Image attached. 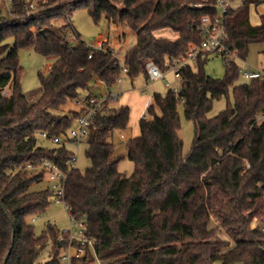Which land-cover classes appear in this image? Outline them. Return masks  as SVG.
<instances>
[{"label":"trees","instance_id":"16d2710c","mask_svg":"<svg viewBox=\"0 0 264 264\" xmlns=\"http://www.w3.org/2000/svg\"><path fill=\"white\" fill-rule=\"evenodd\" d=\"M32 1L12 0L7 16L0 9V264H60L67 248L60 238L68 241L69 235L51 224L35 233L30 219L54 198L49 188L30 187L43 179L38 166L45 160L67 170L73 152L44 145L39 134H68L81 111L61 114L68 101L79 99L93 81L113 89L122 67L131 80L147 79L149 62L166 72L190 44L203 42L202 20L220 16L217 0H38L39 12L31 14ZM262 3L241 0L223 16L225 45L240 60L251 45L264 44V15L259 25L250 22L251 7ZM82 9L95 24L104 18L136 33L123 63L108 45L70 43L71 36L79 37L72 20ZM164 29L178 39L155 35ZM29 48L53 59L48 74H39L42 95L33 104L21 89L19 50ZM210 55L181 69L180 93L154 94L140 135L126 142L132 175L119 171L124 156L111 141L115 131L129 127V107H112L108 100L106 112L93 121L84 142L91 165L69 172L64 200L68 215L86 223L95 253L86 247L72 264H94L96 258L100 264H264V234L252 227L254 220L264 221V76L235 85L239 66L220 55L224 77H211L205 71ZM222 98L226 109L209 118ZM180 105L194 125L188 154L179 137ZM48 247V259L41 261Z\"/></svg>","mask_w":264,"mask_h":264},{"label":"rangeland","instance_id":"374dc122","mask_svg":"<svg viewBox=\"0 0 264 264\" xmlns=\"http://www.w3.org/2000/svg\"><path fill=\"white\" fill-rule=\"evenodd\" d=\"M228 2L230 7L235 8L239 5L241 0H228ZM38 12L39 10L35 11L34 13ZM2 13L3 16H7L8 13L6 7H2ZM263 15L264 3L258 5L257 7H253L250 12L252 25H259ZM72 22L76 30L81 35H83L88 44H94L100 34H107L112 47L103 41H100V43L102 42L105 45H108L112 49L114 56L118 58L121 63H123L126 53L136 44V33L132 29L123 26L109 25V23L104 18L101 19L98 24H95L89 16L87 9L78 11L74 15ZM63 24L64 21L58 22V26ZM168 34L169 33L166 30H161L156 33V36L158 38H166L172 41L178 39V35L176 33L174 34L173 32L171 37H169ZM76 40V36H71L69 39L70 43L73 45H77ZM9 42L12 43V40ZM19 59L22 68L21 89L31 104L36 103L42 95L39 74L41 72L48 74L53 63V59H47L44 56L36 53L31 48L19 50ZM236 62L239 66L240 72L246 70H264V44L251 45L246 60L243 61L238 58ZM205 71L211 77L220 79L223 78L225 71L222 57L220 55L211 54L205 66ZM123 80L129 89H127L126 92L117 91L119 92L120 96L118 101H116V105H127L130 108V123L126 130L115 131L113 133V142L115 144L116 152L124 156V158L119 163L118 169L120 172L130 176L134 171V163L127 157L126 142L140 135L139 123L140 120L146 115L148 107L152 104L153 95L156 93L166 95L171 90L166 86V83H170L175 89L180 86V80L176 79L172 73L166 74V79L164 81H148L142 75L135 78L134 80H131L128 78V76H124ZM242 83H246V81L241 74L235 85H240ZM93 88H96L95 81L90 84L88 91H85L81 94L79 99L85 97L89 90H93ZM114 88L120 90L119 84H117ZM6 92L10 95V88H7ZM98 92V90L95 91V93ZM79 99L68 101L60 113L70 114L71 111L80 110L81 106L78 103ZM229 99L230 103L233 104V88H231L229 91ZM227 103L228 102L226 98L215 101L212 111L209 113L208 117L213 118L217 116L221 111L226 109ZM179 113L181 116V130L179 132V137L182 139L184 144L183 153L188 154L191 150L194 139V125L192 121H189L185 118L182 105L179 106ZM74 127L75 126L69 130L68 134ZM44 145L53 146L50 141H45ZM67 148L73 152L75 156L76 169L84 172L88 167H90L91 161L85 155L87 149L86 143H74L72 145H67ZM52 185L53 182L49 180L47 173H44L43 179L32 184L30 191L37 192L45 190L52 188ZM30 221L37 235H41L48 224L55 226L60 232L70 230L72 225L65 205L62 202H57L56 199H54L53 203L43 214L31 218ZM255 222L256 220H254L253 224ZM74 232L76 233L75 230ZM222 238L228 239L225 234H223ZM49 250L50 247L45 249V251L42 253L41 261H46L48 259ZM60 264H65V262L60 259Z\"/></svg>","mask_w":264,"mask_h":264},{"label":"built area","instance_id":"2783aa9c","mask_svg":"<svg viewBox=\"0 0 264 264\" xmlns=\"http://www.w3.org/2000/svg\"><path fill=\"white\" fill-rule=\"evenodd\" d=\"M12 0H0V9L2 7L9 8ZM216 6L219 10L220 16L214 20L210 18H204L202 24L200 25L201 31L205 34V39L200 45H189V50L187 55L181 59H175L172 61L169 69L166 72H163L155 63L149 62L146 66L147 69V79L148 81H159L165 80L166 74L172 73L175 78L180 80L181 69L187 66H195L198 57L203 54H217L225 56L229 59H238L237 52L231 51L225 45L227 40V31L223 22V16L230 8L228 0H217ZM38 2L33 0L29 5V13L34 14L37 11ZM88 45V44H86ZM89 46V45H88ZM104 43H98L97 48H103ZM113 52V51H112ZM242 76L246 80L258 79L264 76V70L262 71H242ZM127 75V69L125 67L121 68V77L119 83L123 82V77ZM166 86L170 88V91L175 92L176 94L181 92L180 86L178 88H173L170 83H166ZM3 95L8 96L9 94L3 91ZM120 94L117 92H108L105 95L99 96H85L79 99L78 103L80 104V114L75 119L74 128L70 131L69 134H66L62 137L49 136L47 132H41L39 137L41 139L50 141L54 145H72L74 143L85 142L90 134V127L99 114L106 112V102L110 100L111 102H116L119 99ZM67 170L63 171L58 165L52 163L51 161L45 160L39 166V170H43L44 173H47L50 181L53 182L50 192L53 194L54 199L57 202H62L65 205L66 211H68V205L64 200V184L68 178V174L71 170L76 168V159L74 154L70 156V159L67 163ZM28 170L34 169V166L28 165ZM70 217V216H69ZM71 220V229L64 231V233L69 235L68 241L64 237L60 238L61 244L66 245L67 248H64L61 254V260L65 264H72L74 258H80L86 254V247L94 252V243L93 240L86 237L84 230L86 229V223L84 221L75 220L73 217H70ZM253 228H258L260 232L264 234V221L255 222ZM76 231V233L74 232ZM94 264H100L99 260L96 258Z\"/></svg>","mask_w":264,"mask_h":264},{"label":"crops","instance_id":"0c3cea01","mask_svg":"<svg viewBox=\"0 0 264 264\" xmlns=\"http://www.w3.org/2000/svg\"><path fill=\"white\" fill-rule=\"evenodd\" d=\"M241 3V2H240ZM240 3H239V5H240ZM238 5V6H239ZM237 6V7H238ZM253 7H257V6H252L251 7V9L253 8ZM234 8V7H233ZM236 8V7H235ZM251 9H250V12H251ZM250 22H251V19H250ZM252 24V23H251ZM260 24V23H259ZM164 30H166L169 34H168V36L169 37H171L172 36V33L173 32H171L170 30H168V29H164ZM161 31V30H160ZM78 32V31H77ZM84 32V31H83ZM157 32H159V31H157ZM156 32V33H157ZM79 33V32H78ZM175 34V33H174ZM156 35V34H155ZM178 35V34H177ZM166 39V38H165ZM79 40H81V41H84L86 44H88L87 42H86V40L84 39V37H83V35H81L80 33H79V37H77V40H76V42L78 43V41ZM169 40V39H168ZM100 41H103V42H105V43H107L108 45H110L111 46V44H110V40H109V38H108V36H107V34H100L99 35V37L96 39V41H95V43L94 44H88V45H90V46H97L98 45V43H100ZM112 47V46H111ZM217 55V54H216ZM125 57V56H124ZM146 79V78H145ZM146 80H148V79H146ZM245 81H247L246 79H245ZM96 82V88H93V90H89V92L87 93V94H89V95H94V96H99V95H105V94H107L108 92H117V91H122V92H126L127 91V89H129L128 88V86H127V84L124 82V80H123V82L122 83H118L119 84V88H120V90H118V89H116V88H114V89H108L107 87H106V85L102 82V81H100V80H97V81H95ZM94 89H97L99 92L98 93H95V91H97V90H94ZM117 93H119V92H117ZM154 96V95H153ZM152 99H153V97H152ZM152 103H153V101H152ZM110 105L112 106V107H121V106H126V107H128L127 105H120V106H117L116 105V102H111L110 103ZM130 109V108H129ZM111 141L113 142V136H112V139H111ZM114 143V142H113ZM117 153V152H116ZM118 154V153H117Z\"/></svg>","mask_w":264,"mask_h":264},{"label":"water","instance_id":"95a60500","mask_svg":"<svg viewBox=\"0 0 264 264\" xmlns=\"http://www.w3.org/2000/svg\"><path fill=\"white\" fill-rule=\"evenodd\" d=\"M7 260V259H6ZM6 262V261H5Z\"/></svg>","mask_w":264,"mask_h":264}]
</instances>
